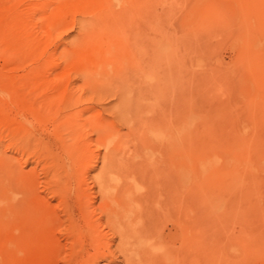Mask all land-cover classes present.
<instances>
[{
	"label": "rangeland",
	"instance_id": "374dc122",
	"mask_svg": "<svg viewBox=\"0 0 264 264\" xmlns=\"http://www.w3.org/2000/svg\"><path fill=\"white\" fill-rule=\"evenodd\" d=\"M88 21L93 22V28ZM126 29L131 35L126 34ZM184 34L189 36L191 50L187 74H190L194 143L189 149L180 143L166 150L181 170L190 173L196 185H202L199 192L206 199L207 212H203L200 225L196 223L200 219L197 215L190 222L189 248L183 246L186 249L177 251L181 248V230L176 224L166 225L162 240L148 242L145 238L144 243L155 251L169 248L165 264H188L190 258L186 255L192 252L195 260L204 264H264V0H0V264H87L91 259L90 264H125L116 251L117 237L111 236L106 227L99 226L98 233L93 229L89 230L91 235L88 233V223L94 222L98 212H94L97 216L93 214L91 219L83 220L78 203L80 180L86 176L87 187H92L86 204L90 208L94 204L97 209L100 200L97 186L90 180L99 172L104 149L96 140L89 146L91 153L86 154V141L81 137L77 141L68 128L70 124L62 123L73 119L70 110L89 106L92 109L84 113L78 128L81 135L85 129L91 130L86 126L101 118L119 128L108 138H125L127 128L112 113L116 98H100L103 94L82 83L81 70L89 66V73L98 77V72L101 73L98 66L105 62L116 67L123 63L146 66L154 65L156 60L160 70L149 69L148 78L159 84H181L184 70L179 74L171 71L173 55L182 49L178 50L177 40L185 38ZM131 38L133 54L120 55ZM85 45H89L88 50L96 47L88 51ZM96 48L98 51L94 52ZM96 52L98 58L104 56L101 61ZM107 52L117 54V58L110 54L109 57ZM152 96L158 99L157 95ZM91 137L94 139L95 135ZM128 151H133L132 146L128 145ZM59 160L62 166L58 178L63 196L51 193L52 187L59 189L57 185L49 183L50 189L46 186V166ZM79 161L92 162V168L86 164L91 169L88 175L80 170ZM131 161H137L136 170L143 173V180L134 174L136 185L131 194L136 195L144 190L155 166L150 155L143 154ZM7 165L12 168L11 174ZM144 174H148L146 179ZM10 183L23 184L17 190L19 199L28 189L24 190L26 185L33 183L31 190H35L38 198H31L33 201L23 206L17 200L16 207H6V185L9 187ZM27 194L32 193L27 190ZM195 196L194 206L198 208L199 197ZM52 210L63 225L46 227L40 231L38 240L23 234L26 213L42 217ZM69 216L84 230L82 234H77L76 227L67 233ZM14 228L19 229L16 234L11 231ZM198 232L204 234L202 239ZM199 244L203 245L204 258L197 252ZM101 253L108 255L99 259Z\"/></svg>",
	"mask_w": 264,
	"mask_h": 264
},
{
	"label": "bare ground",
	"instance_id": "6f19581e",
	"mask_svg": "<svg viewBox=\"0 0 264 264\" xmlns=\"http://www.w3.org/2000/svg\"><path fill=\"white\" fill-rule=\"evenodd\" d=\"M128 20L129 19H125L126 22ZM91 21H93V20H91ZM131 21H133V20H130V22ZM122 22H123V20H122ZM130 22H129V24L133 23V22H131V23ZM85 23L87 26L88 25L87 21H85ZM92 23L93 22H91L90 26H89L91 28L94 27L91 25ZM137 23H139V22H137ZM117 24H119V23H117ZM126 24L129 25L128 23H126ZM127 25H126V27L128 28ZM118 26L120 27V25H118ZM121 26L124 28L125 25L123 26V24H122ZM130 26H132V25H130ZM130 26H129V28H130L129 30L131 31ZM83 27H82V29H84ZM80 28H81V26H80ZM106 28H107V26H106ZM85 29H86V27H85ZM97 29L95 30V33L98 31ZM107 29L110 30V28H107ZM88 30H90V28ZM102 30L103 29L101 28L100 31H102ZM118 31L119 30H117V33H118ZM124 31H125V29H124ZM124 31H122V32L125 33ZM130 31L128 32V30H127L126 34H128V33L130 34ZM103 32H104V30H103ZM106 32H107V30H106ZM109 32L107 35L110 34ZM117 33H115V34H117ZM134 33H135V31H132V34H134ZM120 34L122 35V33H120ZM86 35L88 36L87 33H86ZM98 35H99V33H98ZM178 35L182 37L181 34H178ZM184 35H185V38L180 37V40H177V42L180 43V45L178 46V50L180 48H182V49L179 51V53L177 55L172 54L174 56V58H173L174 59V66H172L173 69L171 71V74L172 73L173 74H179L178 72L181 69L184 70L183 71L184 75H182L183 80L181 81V84L176 83V82H170V84H168L167 82H163V83L161 82L162 84L161 83L159 84L157 82H153V80L148 78L147 74H150L148 72V71H150L149 69L153 68V70H157L159 68V70H160V64H157L156 60H155V63L152 62V63H154V65L146 64V66H141L140 64L137 65L136 63L133 65L132 64L127 65V63H125L126 64L125 65L123 63L121 66L116 67L115 65L110 66V65L106 64V62H105L102 67L98 66V68L101 69V73H102V71H104L102 74L100 72H98V77L95 76V73H89V70H87L89 66H87L86 69L81 70V72H80L81 76L78 74L79 77H81L82 83L84 85L89 87V89H91V90L99 91L101 93V95L103 94L102 96H100V98L106 99V97L109 98V96H111V97L113 96L114 99L116 98L117 105L112 108V113H113L114 117H118L120 124L122 122L123 125L127 128L128 134H126L125 138H121L120 140H113V139L108 138L110 136V134H112L113 132L119 131V128H117L115 126L114 122H110V121H107V120H104L101 118L95 122H92L91 125L86 126V127H91L90 128L91 130H89V128H87L88 130L85 129L83 135H81L80 130L78 128L80 126L81 118L84 116V113L87 112L88 110L92 109L89 106L83 107V108H77L78 110H75V111H74V109L70 110V111H73L72 112L73 119H70L67 123L65 121L63 123L61 122L62 124H66V125H68V123L70 124V125H68L69 126L68 128L72 132V137H74L76 139L78 137L79 138L81 137V139L83 141H86L87 145L84 148V150L86 151V154L90 150L89 146H91L92 143L96 140L98 141V144L100 143V145H102V147L104 149V153H102L103 155H101L102 157H100L101 158V166L99 167V172L94 176H91L89 174L92 177V178L90 177L91 180H90V178H88L90 181H92V179H93L95 185L97 186V192H98L99 199H100L98 205L96 206L97 209L95 208V206H93L94 204L91 206V208H93V209L90 208L89 204H86V202H88L86 199V196H87V194L90 193V189L92 188V187L88 188L89 186L87 187V185H86L87 182L85 183L86 176L83 180H80L81 181V184H79L80 191H78V194H77L78 201H79L78 203L80 206V210L82 211L81 215H83L82 216L83 220L91 219L92 215L93 214L95 215V213L98 212V217L97 218L94 217V222L91 223L92 220H90V221L88 220L90 222V224L88 223L89 227H87L88 233H89L90 229H93L94 232L98 233L99 232L98 230L100 229L99 226H104V229L106 227V229L108 231H110L111 236L117 237L118 243L116 244V251L119 253V255H121L125 264H165L166 259L169 258L168 255L170 254V249L168 248V250H167L166 248H162L160 251H155L152 248H150V246H148V244L146 245L144 243V241H146V239L148 242H151L152 240H156V239L162 240L164 235L166 234V232H165L166 225L176 224L177 226L180 227V230H181V233H180V237H181L180 238L181 239L180 247L181 248L178 247L177 251L179 252V250L181 251L185 247L189 248L190 245H189L188 240H191L189 238L190 229H191L190 222L191 221L194 222L193 218H195V216L197 215V217L200 219H198L199 221H197V219H196L195 222L197 221L196 223H199V225H200L203 222L202 221L203 220V217H202L203 212L204 213L207 212V210H206L207 205L205 203L206 199L204 198V195H202V193L199 192V191L202 192V190H201L202 185H196L197 183L194 182L193 178H191L190 173L184 172L183 170H181V168L176 163L175 158H173L172 156H169L167 153V150H166V149H171L173 145H178L180 143L183 146H186V149H189L190 146H192L194 143V141L192 139L194 137L193 128H192L191 123H190V118H191V113H190V107H191L190 96L191 95H189V89L191 87L190 86V77H189L190 74L189 75L187 74L189 71L191 50H190V44L188 42L189 36L187 34H184ZM87 36H85L86 38L84 36L83 37L85 39H87L89 37V36L88 37ZM117 36H119V35H117ZM99 37L101 38V35ZM105 37H107V36H105ZM136 37L138 38V36H136ZM93 38L94 37H92V40H93ZM117 39L119 40L121 38H117ZM117 39L115 40L116 44H119L120 42L118 43ZM87 41H90V39ZM99 41H101V39ZM99 41H98V43H99ZM101 42H100V45L102 46ZM111 42H113V41H111ZM128 42H129V45H128V43L124 44L125 48L123 47L124 50L122 49L123 51H122V53L121 52L119 53L120 55L128 57V55L133 54L132 53V51H133V38H131V41H128ZM84 43H85V41H83V44ZM95 43H97V41H95ZM102 43H105V42H102ZM113 43H115V42H113ZM85 44H87V42ZM116 44H115V47L117 46ZM90 45H91V43H90ZM110 45H111V43H110ZM86 46L87 45L84 46L85 49H87ZM94 47H96V46H94ZM119 47H121V45ZM90 48H92V47H90ZM93 48L90 50H88V49L87 50L92 51ZM97 48L94 50V52L98 51ZM113 48H114V46H113ZM115 50H117V49H115ZM103 52H105V51H103ZM137 52H138V50H137ZM107 54H108V52H107ZM109 54L111 55V52ZM140 54L141 53H139L138 56H140ZM98 55H99V53H97V57L96 56L95 57L98 58ZM108 55H107V57H108ZM110 55H109V57H110ZM114 55H111V56H114ZM120 55H118V56H120ZM100 56L101 57L98 58V59H100L99 61H101V58L103 55H100ZM136 56H137V54H136ZM92 57H94V55ZM141 57H142V55H141ZM116 58H117V56H116ZM93 59L91 58V60H93ZM114 59H115V57H114ZM114 59H112L113 60L112 62H114ZM104 61L105 60L103 58L102 62H104ZM102 62H98L99 65ZM93 63H95V62H93ZM141 63H143V62H141ZM148 63H150V61H148ZM86 65H89V64H86ZM80 67L83 68V66H80ZM181 72H182V70H181ZM71 82L73 83V81H71ZM152 95H157L158 99H156L155 96H152ZM79 99H80V97H79ZM151 99H153L152 102L148 103V100H151ZM78 101H79V103L81 102L80 100H78ZM73 102H72V104H73ZM74 103L76 104V102H74ZM72 104H70V107L73 106ZM81 104L82 103H80V105ZM76 107H78L77 104H76ZM179 111H181V113H179ZM123 125L121 124V126H123ZM58 127H60V126L58 125ZM64 129H65V127H64ZM66 130H67V128H66ZM92 135H95L94 139H92V137H91ZM76 139L72 138V141L74 142V141H76ZM65 140H66V138H65ZM70 141H71V139H70ZM77 141H78V139H77ZM69 144H70V142H69ZM128 145L132 146L133 151H130V152L128 151ZM251 147H249V148H251ZM89 152L91 153V151H89ZM96 152H97V149H96ZM143 154L145 156L150 155L153 157V164L155 166V169H154V171L152 170L153 173L150 172L152 174H150L148 180L146 181V184L143 187L144 190L142 192H140L139 194L134 195V193L131 194L132 193L131 188L135 187V185H136V182H135L136 177H134V174L137 175L138 177H142V180H143V175H141L143 173H140L142 170H139L140 172L136 170V166H138L137 161H134V163H133L131 160H133V159L135 160V158H140V157H142ZM175 155H177V153ZM131 158H133V159H131ZM56 159H57V157H56ZM84 159H87V158H84ZM94 159H95V156H94ZM138 161H139V159H138ZM140 161H142V160H140ZM150 161H152V160H150ZM79 162H77V163H79ZM92 162H93V159H92ZM96 162H94V163L96 164ZM59 163H60V160H59V162L50 161L49 164L46 166V170H45L46 179H47L46 186L50 189V187L52 185H54V184H55V186L57 185L59 187V189L54 190V189H52L53 188L52 187L50 189L51 193H53V194H59L60 193L59 195L63 196L62 193L64 190L62 189V186H61L62 184H59V178H58L59 177L58 176V169H60V166H62V164L60 165ZM91 163L90 164L88 163L89 164L88 167H90ZM142 163H143V161H142ZM86 164H84L83 162H80V166L82 165L80 170L82 171V169H83V171L85 173L84 175H86V174L88 175V171L90 169V168L89 169L86 168ZM63 166L65 167V165H63ZM140 166H141V164H140ZM154 166H152V168ZM7 167L9 168L10 166L7 165ZM79 167H78V170H79ZM92 167H93V165H91V168ZM139 169H140V167H139ZM141 169H144V168L141 167ZM149 169L147 172L148 174H149ZM65 170L68 171V169H65ZM186 170H188V168H186ZM9 173L10 174L12 173L11 167L9 169ZM50 174H51V176H50ZM148 174H144L145 179L148 177ZM60 180H62V179H60ZM49 183L52 184L50 187H49ZM139 183H140V181H139ZM20 184H17V183L15 185L11 184L9 187L6 185V192H7V194H5V196H6V201H5L6 207H9V208L16 207L18 205L16 203L17 200L19 201V205L21 203V205L23 206L24 204L28 203V201H33L32 199L38 198L37 197L38 195H36L35 190L34 189H33L34 191L31 190L33 183H30L27 185L24 183L26 185L24 190H26L28 187L27 190H30L32 194L28 195L27 190H26L22 194L20 199L17 198V194L19 193L17 190L19 189L20 186L21 187L23 186L22 183H20ZM65 184H64V186H65ZM142 184H144V183H142ZM3 185H5V184H3ZM80 185H81V187H80ZM195 187L197 189V193H196ZM93 194H91V196ZM195 195H197L199 197L198 198L199 199V207L198 208H196L194 206L195 205L194 202L196 201ZM92 198H90V199H92ZM1 202H2V200L0 198V203ZM65 206H64V208H65ZM63 210L65 211V214H66L67 213L66 209H63ZM96 210H98V211H96ZM64 211H62V212H64ZM197 212H201L200 215L197 214ZM17 213L19 214L20 211H17ZM37 214L38 213H28V214L26 213L25 218H24V222H23V227H22V229H24L23 234L24 235H26V234L31 235L33 237V239H35V240H38L39 237H41L40 231L45 229L46 227L50 228L52 226V228H54V227H57L58 225L59 226L63 225L62 220L60 219L59 215H57V213L54 212V210H52V212H50L49 214L43 215L42 217H39V216L36 217ZM66 216H68V215H66ZM95 216H97V215H95ZM203 216H205V215H203ZM67 219H69V224H68L67 229H66L68 231L67 232L68 234L72 233L73 230H75V227L79 231V233L77 232V234L80 235V234H82V232H84V230L83 229L81 230V228L79 226H77L76 223L72 222V218H70V216ZM66 221L68 222V220H66ZM196 223H195V225H196ZM183 225H186V226H183ZM204 225H205V223H204ZM98 227H99V229H98ZM192 228H194V227H192ZM199 228L200 227H198L196 229H199ZM6 230H8V229H6ZM80 230H81V232H80ZM11 231L14 234H16L19 231V229L14 228ZM199 231H200V229H199ZM91 234H92V232H91ZM203 236H204V234H203ZM203 236H201V234H200L201 239L203 238ZM110 238H112V237H110ZM201 239H198V240L200 241ZM108 241H111V240L108 239ZM199 243L203 244L202 242H199ZM203 245L200 246V244H199L200 247H197L198 248L197 252L202 255V258H204V253H203L204 248L203 249L201 248V247H203ZM183 246H185V247H183ZM193 248H195V247H193ZM80 249H84V248L80 247ZM174 250H176V249H174ZM197 252H196V254H198ZM108 253H110V250L108 251ZM199 254L197 255L198 257H199ZM97 255L98 254H96V256ZM106 255H108V254L101 253L98 256V258L104 259V257ZM194 255H195L194 252H192V254L188 253V255H186V257L188 256V259L190 258L188 261H186V262H188V264H196V262H198L199 264H204L203 263L204 261L200 262L199 260H195L194 257L196 255L195 256ZM95 257H94V259H95ZM90 261L93 262V259L89 260V262H87V264L88 263L90 264ZM96 263H97V258H96ZM85 264H86V262H85ZM92 264H95V263H92ZM183 264H185V263L183 262Z\"/></svg>",
	"mask_w": 264,
	"mask_h": 264
}]
</instances>
